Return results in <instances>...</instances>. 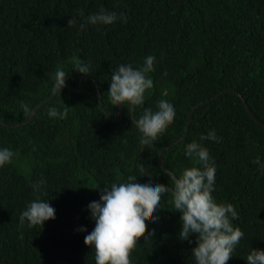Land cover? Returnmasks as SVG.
I'll list each match as a JSON object with an SVG mask.
<instances>
[{
  "label": "trees",
  "instance_id": "1",
  "mask_svg": "<svg viewBox=\"0 0 264 264\" xmlns=\"http://www.w3.org/2000/svg\"><path fill=\"white\" fill-rule=\"evenodd\" d=\"M102 10L123 13L126 22L68 25L83 19L81 11L86 18ZM149 55L153 84L143 105L133 112L125 104L120 121L108 119L118 115L108 93L112 72L120 64L142 67ZM77 60L89 64L87 75L75 71ZM57 68L68 75L66 85L48 99ZM161 95L172 99L174 121L142 141L133 121ZM46 99L32 121L16 126ZM243 102L264 125V0H0V147L15 153L0 168V264H96L84 243L94 227L87 205L133 175L151 174L172 189L158 155L163 150L164 166L178 176L199 165L184 154L194 140L216 165L212 195L234 206L233 226L244 233L226 264H246L253 248L264 250V171L253 163L257 156L264 162V127ZM51 107L63 115L50 117ZM210 129L219 143L200 139ZM37 198L49 200L55 218L20 223ZM154 215L159 219L146 217L130 248L129 264H195L196 239H178L182 222L171 191Z\"/></svg>",
  "mask_w": 264,
  "mask_h": 264
},
{
  "label": "clouds",
  "instance_id": "2",
  "mask_svg": "<svg viewBox=\"0 0 264 264\" xmlns=\"http://www.w3.org/2000/svg\"><path fill=\"white\" fill-rule=\"evenodd\" d=\"M83 19L76 17L68 19L69 26L80 29L85 23L93 25H111L119 19L126 22V17L115 11L102 10L89 14ZM154 57L145 58L142 67L134 68L131 64H120L111 74L109 97L113 105H128L132 111L143 105L145 92L150 89L153 80L148 76L153 70ZM75 71L88 74L89 64L83 60L75 62ZM63 68H57L54 74L53 90L59 92L66 85ZM67 109L65 108V111ZM50 117L63 115L55 107L48 109ZM176 115L175 106L171 98L161 95L157 98V106L144 108L142 115L134 119L140 132V139L147 142L163 129L166 124L172 123ZM201 140H211L219 143L215 129L202 134ZM184 154L195 158L198 166L184 168L180 175L174 176V187L169 189L163 183L154 182L151 176L144 178L130 176L126 182H113L100 192L99 200L91 201L87 205L94 227L84 236V243L95 250L96 264H129L130 248L136 243L138 234L146 227V217L155 222L159 219L154 215L160 209L163 194L172 192V204L180 213L181 228L178 239L192 243L195 236L196 246L191 253L195 264H226L232 253L244 236L239 227H234L232 220L238 217L231 203H217L212 193L215 190L216 165L209 151L197 141L185 146ZM15 153L8 147H0V168L12 162ZM253 163L264 171V162L257 156ZM40 183H43L41 181ZM33 187L39 190L38 185ZM55 218V209L49 200L35 199L28 203L20 214V223L25 220L29 226L41 225ZM79 231H86L81 227ZM151 232L149 233V235ZM246 264H264V250L253 248L247 255Z\"/></svg>",
  "mask_w": 264,
  "mask_h": 264
},
{
  "label": "water",
  "instance_id": "3",
  "mask_svg": "<svg viewBox=\"0 0 264 264\" xmlns=\"http://www.w3.org/2000/svg\"><path fill=\"white\" fill-rule=\"evenodd\" d=\"M81 79H82V77L77 81L76 87H75L74 89H73L72 86H71L72 91H77V90L79 89V85H80V81H81ZM69 83H70V82H69ZM70 85H71V84H70ZM96 91H97V99H98L99 106L102 107V104H101V96H100V93H99V91H98L97 86H96ZM226 92H228V91H226ZM229 92H231V91H229ZM57 93H58V92L55 91L54 94L51 95L48 99L53 98ZM221 94H224V92H222ZM48 99L43 100L42 102L39 103V105H37L36 107H34L31 116H30L26 121H24V122H22V123H20V124H17L16 126H20V125H23V124H28L30 121H32L33 118H34L35 115H36V112H37V110H38V107L41 106V105H43ZM208 102H210V101L207 100V101H205V102H202V103L196 104L195 107L200 106V105H204V104H206V103H208ZM243 104H244V107H245L246 111H247L248 114L251 116V118H252L256 123H258L259 125H261V126L264 127V125H263V124H262V123H261V122H260V121H259L254 115H253V113H252L251 110L248 108V106H247L244 102H243ZM117 106H118V115H117V117L114 118V119H111L109 116H107L108 119H110V120H114V121H120V120H121V117H122L121 105H117ZM193 110H194V108L191 109V111L189 112L188 120H187V123H186V127H185V129H184L183 135L180 137L179 140H183V138L185 137V135H186V133H187V131H188V128H189V125H190V122H191V118H192ZM6 126H9V125H6ZM11 127H13V125H12ZM179 140L175 141V143H177ZM173 144H174V143H171V144L169 145V147H172ZM162 152H163V150H161L160 153H159V155H158V164H159L160 167H162L166 172L170 173L171 177L173 178L175 175H174L173 173H171V172L169 171V169H167V168L164 166V162H163V159H162ZM143 155H144V152L142 151V152H141V155H140V158H139V162H138L140 167H141V165H142V158H143ZM148 174H149V173H148ZM149 175L151 176V179H152L153 181H155L154 177H153L151 174H149ZM168 188H169V187H168ZM169 189H171V188H169Z\"/></svg>",
  "mask_w": 264,
  "mask_h": 264
}]
</instances>
